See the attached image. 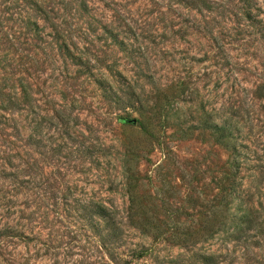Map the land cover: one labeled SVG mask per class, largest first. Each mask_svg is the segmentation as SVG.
<instances>
[{
	"label": "rangeland",
	"instance_id": "obj_1",
	"mask_svg": "<svg viewBox=\"0 0 264 264\" xmlns=\"http://www.w3.org/2000/svg\"><path fill=\"white\" fill-rule=\"evenodd\" d=\"M207 2L0 0V264H264V0Z\"/></svg>",
	"mask_w": 264,
	"mask_h": 264
},
{
	"label": "trees",
	"instance_id": "obj_2",
	"mask_svg": "<svg viewBox=\"0 0 264 264\" xmlns=\"http://www.w3.org/2000/svg\"><path fill=\"white\" fill-rule=\"evenodd\" d=\"M192 1L196 2V3H200L201 7H207V8L210 7V5L207 2V0H192ZM31 26H33V27H31ZM27 28H29L30 31H32L33 33H35L37 35V37H39L41 28L36 22H31V23L29 22L27 24ZM55 29L58 32L56 27H55ZM217 128L221 129V127H219L218 125H217ZM184 240H187V239L185 238ZM205 258H206V263L207 264H215V257L214 256H207Z\"/></svg>",
	"mask_w": 264,
	"mask_h": 264
},
{
	"label": "water",
	"instance_id": "obj_3",
	"mask_svg": "<svg viewBox=\"0 0 264 264\" xmlns=\"http://www.w3.org/2000/svg\"><path fill=\"white\" fill-rule=\"evenodd\" d=\"M131 121H133V122H134V121H135V119H132Z\"/></svg>",
	"mask_w": 264,
	"mask_h": 264
}]
</instances>
